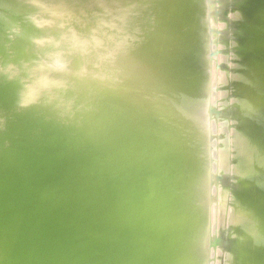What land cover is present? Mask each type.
Instances as JSON below:
<instances>
[{
  "label": "bare ground",
  "instance_id": "obj_1",
  "mask_svg": "<svg viewBox=\"0 0 264 264\" xmlns=\"http://www.w3.org/2000/svg\"><path fill=\"white\" fill-rule=\"evenodd\" d=\"M200 1L202 2L203 0H200ZM236 1L237 0H235V2ZM6 2H14L15 3V6H13L8 11V13H10L11 16H13L15 18H12L11 19L10 16L9 17L7 16L8 17L7 18V22H9L8 20L10 18L11 19L10 20L11 21V24L13 23L12 21H15L16 22L15 25L18 22H19L18 25L19 24L20 25L22 24L21 27H19L17 25L18 28H22V26L25 27L26 26V23L24 22V19H23V16H24L25 12L26 11H33V12H35V8H33L34 6H32V4H29L31 2V0L30 1L29 0H13V1L12 0H0V7L3 6L4 5L3 3H6ZM201 2H199L198 0H140V3H142V5H143V8L141 10L148 9V11L146 13H144L142 16H140L139 18H136V19H140V20H136V19L134 20V26H135V28L142 29L145 26L148 27V25H149V26H151V28H153L157 32V34L155 32V34H156V37L155 38L158 37L157 39H154L155 41H153V39H152V41H149L151 39V37H149V40L148 39L145 40V38H144L145 41H148L147 42L148 44H144V45L142 44V45L138 46L139 48L136 47V49L134 48V50H133L132 56H133V60H134V62L136 64V66H137L138 74H139V84H138V87L141 88L143 86V84H149L151 82L152 86L154 87L153 89L156 91V93H159L161 95L160 96L158 94L161 98L158 97V95L156 94L157 97H155L154 99H152V101H151V99H148V100H150V103L149 102L148 103L151 105V102H152V105L154 106V103L158 102L157 99L160 98V100H161L162 99V96L166 98V103H163L162 102V101L165 100V98H163V100L159 101L160 104H161V102L163 103L162 104L163 106L160 105L159 102H158L156 104H158L159 106L155 104V106L152 107V105L150 106L149 104H147V101H146V103H144V101L146 99L140 100L141 99L140 96H138L139 99H136L137 101L138 100H140V101L135 102L136 100H134V99H135V97L137 98V94L136 95L133 94V96H131L127 101H124L125 102V105L122 102V105H124L123 106V109H125V107L127 106L126 107L127 109L124 110L125 114H126L127 110H128V113L131 112L130 114L125 115L127 117L129 115H130V117H133V115H131L132 114V111H133V114H136V113H139L140 112L138 110H141V108H142V113H143V110L146 108L145 109V113H143V114H146V115H148L147 114V113H149L148 111H152V109H153L152 112H154V113H150L152 115H150V116L148 115V118H150L151 116H153V117L155 116L156 117V119H155V117L154 118L151 117L149 119V121L150 120L152 121V122L150 121L149 123L150 124L152 123V125H154V127H152L150 125V127H152V128L149 129L146 132L145 131L141 132L140 130L139 131H136V129H134V125L132 127L131 123L129 122L130 120L132 121V118L129 119L130 117H128L129 120L126 118L125 121L128 122V124H126V131H127L128 137L135 144V147H136L137 152L139 154L140 152H143L146 149V147H145L146 145H148L147 147H149V144L148 143L151 142L152 140H154V141H152L153 145L156 146L157 145V142L160 143V140L162 141L165 138L164 137L165 135L167 137L168 135L163 130L166 131V129H169V128L171 129L172 128L173 130L171 129L172 131L171 130H169V131L173 132L175 130V127L174 126L177 127L178 124H180V126L177 127L180 130V128L183 127L182 126L183 122H184L185 126L187 125L185 127V128H187V129H185V131H186L187 134L184 133V130H183L184 127H183L182 128V132L183 133L181 131L177 130V131H179V132H176L177 135H175V136L172 135L171 136V133L168 132L170 134L169 137L171 138V140H170L169 137H167V138L164 139V140H167L168 139V141L170 142L169 144L167 143L168 144L167 145L168 147L171 144V146L174 145L172 148H174L176 146L175 149H171L170 147L168 148L166 146V148H168V149H165V150H162L161 149L160 150L159 147H157L159 145V143L156 146L158 148V150L156 151L157 153L159 152V150H160L159 153H161L162 151H164L163 156H165L167 154L166 152L168 151L169 152L168 154H171V153L173 154V157H174V160H175V161L172 160L173 157H171V155H168L167 154L168 156L171 157V159H169V158L166 159V156L167 155L165 156V159L164 158L162 159V156H161V159L163 161L164 160L165 161L167 160L166 162H168V161L169 162L172 161V163L173 162L174 163L176 162L175 163L176 165H173L174 163L173 164L172 163L170 164L169 162H168V164L166 163L168 166L169 165H171V167L174 166V169L171 168L172 171L168 170L170 168H168V169H165L166 167L164 168L165 170H168L169 172H171V173L168 172L169 176H174L175 177L174 180L172 179L173 182H172L171 179H170V181H171L170 182L168 180L169 179L168 176L167 177L164 176L165 181L168 178L167 180H168V182L171 183V185H169V183H167V181H166V183H167L168 186L165 185V181H164L163 182L164 184H162V186L165 185L164 187H165L166 190H168L169 188L170 189L173 188V189H171L172 192L170 190H168V192H171L170 195H172L174 189H176V188H178V189L180 188L181 189L182 185L186 184L188 182L187 180H189V179H190L189 181H191V180L192 181L190 182L189 185L186 184V189L187 188L189 189L190 187H187V186L192 185L193 184L192 182L194 181V186H196V187H194V191H196V192L193 193V196H195L194 194L197 195L198 194L197 192H199V194L201 192L202 193L204 192V194H205V191L203 189H204V187L206 188V185H204V184H206V182H205V174H204V171L200 167L201 165H200V161H199V159L201 157V151H200V148L199 147L201 146L202 137L204 136V134H203L204 133L203 132V126L201 128L202 129L201 130V138L199 136L200 133H198L197 138L199 140L194 145H193V140H194V138H193V128L195 126H197V128H198V124H197L198 123V120H199L198 117L200 118V113H201V112H199L200 108H198V107H200L201 105H204V104H201V103H205L206 104L205 101L207 100V98H204V97H206L207 94L206 95L204 94L205 96L203 95V92H205V91H203V89H206V88H203V87H208L209 88V85H207V82L208 81H206L207 77H205V79H204V75L207 72H209V71L208 70H207V72L205 71L206 68H208L207 67L208 65H206V63H207L206 61L207 60L203 59L204 62H205V64H204L201 56H204L202 54H204L205 51L208 49V47L206 49L204 48L205 46H207L206 44H208V43L204 42L202 40V38L199 36L201 33H198V35L196 37L192 38V39L190 38L191 36L188 37L191 34L190 31H191L192 28L199 30L203 26L202 23H205V21L201 22L202 20H205V19H202L201 20V16H202V12L205 11V10H207V8L205 7L207 5V3L204 0L203 2H204V4L206 3V5L204 6L203 5V2H202V6H201ZM248 2H251V3L249 5H247L245 3H244L245 5L244 4L242 5V3H241V5H239L237 2L236 3L240 7V8L238 7L239 10L242 9L241 8L242 6H246L247 5L245 7V9H247V12L246 13H248V10H254V8L255 9L257 8L258 10H260L261 15H264V0H253V1H251V0L249 1L248 0ZM248 2L246 1V3H248ZM203 6L206 9H204ZM243 9H244V7H243ZM245 9L244 10H240V11L244 13L245 12ZM1 15H0V29L3 27V29L5 28L6 30H8L6 26L8 24L9 25H11V24L10 23H7L5 21L6 20L5 19L6 18L5 17L6 15H3L5 18L3 16H1ZM174 17L178 18V21L177 22H175L177 19H173ZM236 17H238V16H236ZM242 17H244V15H242ZM242 17H240V20L242 19ZM249 17H251L250 14H249ZM167 18H169L168 20L172 19V21H170L168 23V21H165V20H167ZM202 18H204V17L202 16ZM262 18L264 20V16H262ZM162 20L165 21V23L164 24L163 23L159 24V22L160 21L162 22ZM138 21L141 22L142 24L141 23L139 24ZM216 22H217V20H216ZM14 26H13V28L16 27V26L15 27ZM13 28L10 27L9 29H12V32H13ZM148 30L151 31V32H149L150 34L152 33V31L154 32V30H151L149 28L147 29V31ZM1 31L3 32L4 30H1ZM15 31H16V28H15ZM232 31L233 30H231L230 32L234 34V32H232ZM5 32H7V31H5ZM166 32L168 34H169V32L172 33L175 36V38L173 37V39H175V40H173L172 37H170L172 34H169L170 36H168ZM9 33H10V35H12L11 31ZM15 33H16L15 36L12 35L13 37H15V39H13L14 41H12V38H10V35H8V37L10 38L11 41L9 39H7L8 37L6 39H4L3 37L0 36L1 38L4 39L5 42L9 40L12 43L10 45L11 47L9 49H10V52L12 50L13 51L12 53H14V58H13L14 60L11 59L12 57L10 59H8L9 58L8 57L7 59L9 61L10 60H13L12 61L13 63L12 62L11 63H12V65L14 64V69L15 70L12 69L13 67H10L12 65H8L7 63L5 64L4 59H6V58L2 59L0 57V60L4 61L3 64L1 63L0 66H2L4 68L3 65H7V68L4 69V71H6V73H5L6 75H8V74L13 75L16 71H18L19 68H20L21 61H27V60H33L34 61V60H37L36 58H39L38 57V54L44 48L47 47V46L46 47L37 46L31 38H29V37H20L21 35L18 36L17 35V32H15ZM206 34H207V30H206L205 35ZM1 35L3 36V34H1ZM4 36L6 37V35H4ZM22 36H26V35H22ZM206 36H205V38H208ZM167 37L172 39V41L170 42L171 44L168 43L170 41V39H168ZM234 37H233V41H231V42L232 43H239V44H235L236 46L238 45L239 48L236 49L235 48L236 46H234L233 44H231V45H233L232 46L233 49H236V50H238L237 52H239V51L242 50V48H241V50H239L240 47H244V50H245L244 53L246 54V53L249 52L248 56H246L247 54L246 55L243 54L242 55L243 57H240L241 58V61H242V58H244V55H245L246 57L244 58V60H247V61H245V62L243 61L244 62L243 63V62H241L239 60V63H243V64H242L241 67L239 65V67L241 68L240 69L241 71L238 72L239 74L236 77V79L239 81L238 82V85L241 86V88H242V90L241 89L240 90L243 91V89H244L245 91H243V92H245V94L247 93L246 96L244 95L243 100H245L244 98L248 97L249 95L250 96L248 98H251V96H253V97L254 96L255 97L257 96V98H258V100L256 102H255L256 99H254V102H252V99L253 98L251 99V101H250V99L248 100L246 98V102L247 101H250L252 104H250L249 102H248V104L246 102L245 103L243 102V103L246 104L247 106L255 105V103L257 104V106L259 105V107H261V109L259 110V107H257L258 109L255 110V113H256V111L257 112H259L261 110L264 111V94H260L259 93V91H263L264 90V42L263 43H258V45H257L258 46V49H257L258 52L256 53V55H252L251 54V51H250V48L245 47V46H247L246 41H245V43H246L245 44L244 42H242V40L244 41V39H242V40L240 39V41H241L240 42V41H238V39H236ZM1 38H0V40H1ZM205 38H203V39H205ZM226 39H228V38H226ZM234 39H236L237 41H235ZM199 40L201 41V44L203 42L206 43V44H204V47H202V50H201V47L199 46V43H200ZM206 41H208V40H206ZM1 42L2 41H0V43ZM5 42H2V43L4 44ZM2 43H1L0 47L2 46ZM173 43H175L174 44L175 47L173 46ZM243 43L245 45L244 46L243 45L240 46V44H243ZM167 44L173 46V49H172V47L170 49V47L168 46V52H167ZM231 45L229 46V48H231ZM4 46H5V44H4ZM227 46H228V44H227ZM193 47H195L194 50H193ZM203 48H204V53L201 54L200 52L201 51L203 52ZM245 48H247L248 50H246ZM169 49L171 51H169ZM3 50L5 52H7V53L9 52V51H7L5 49H2L1 51H3ZM4 51H3V53H4ZM10 52L7 54V56H11L12 53H10ZM240 53L241 52H239V54ZM4 56H5V54H4ZM4 56L2 54V57H4ZM253 56H255L257 59H255ZM203 58H206V57H203ZM7 59H6V62L8 61ZM161 61H162V64L160 63ZM229 64H230V62H229ZM203 66L205 67L203 69L204 70V73L206 72L205 74H203V71H202V67ZM3 68H0V70L3 69ZM2 71L3 70H1L0 72L2 73ZM1 73H0V75H1V77H0L1 78L0 79V109H2V110H0L1 111L0 113H1V115H3V117L0 116V125H1L0 126V150H1V146H3V145L6 147V149H9L7 147L10 146L8 144V142L10 143V138H14V139L15 138H18V140H16V139L15 140L18 141V142H20V139L24 141V139L21 138L22 136H24L25 137V141H27V143L25 141L24 142L22 141L23 143L22 142L21 143L24 144V145H27V146H25L26 149L23 148L22 146H21V148L24 149V151L25 150L28 151L29 153L22 152L21 149H20L21 150L20 151L18 149V146H14V147H17V149H18L17 151H19V153H20V154L18 153L19 155L17 154V152H16L17 155H14V153H13V155H10L9 154L11 151L15 152L16 148L12 149L13 147H11L12 150L11 149L9 150V153H8L9 156H8V154L6 152H4V154H6V156L5 157H2L4 155H3L2 152H0V153H2V155H1L2 159H0L2 161H0V164L3 163V165L1 164L2 166H0L2 168V170H0V192H3V191L5 192V193L3 192L2 195H0V201L3 200V198H1L2 196H4V199H5V197L7 195V192H8L9 197H10V195L12 193H14L15 194V197H16V199H14L15 197L14 198L10 197L11 199H9V201L10 200L12 201V199H13V202L10 201V203L8 205L6 203H3L4 205L2 203H0V236H1V234L3 232L6 233V231H3V230H6V228H7V226H6L7 224L6 223L8 221H11V220H9L11 218L10 216H12V217L14 216L12 218V220L15 219L13 221L14 224L12 223V221H11L12 224L10 223L12 226H10L8 224V226L11 227L10 230L8 231V232H10V239H8V240L6 239V241L0 242V264H35L37 261H40L42 259L44 260L43 261V264H58V263L63 264V263H65L64 261H68L69 264H77V262H76L77 260L75 258H76V256H77L78 253H76V252H80L78 254V255H80L82 252H84L85 248L90 249V248L96 246L97 243L95 244V242L99 241V238L96 237L98 235L97 231L98 232L100 231L97 228L100 229V228H103L105 226V223H104V220L105 219H106V221H108L107 218H106L107 212H105V211H106L107 208H109L108 207V204L109 203L106 204L107 201L109 200V198H106V197L108 196V194H109V197L110 198L112 196H111L110 193H108V192H110L109 190H107L108 192L107 191L104 192V193H106V195L103 194L105 197H103V195H102L103 192L100 194V192L98 191V189L104 183H102L103 181L101 182L99 179H101L100 177L103 176V178H104L107 175V177H108L107 179H109L108 181H110L112 183V178L110 180L109 177L112 176L113 174L111 175L110 170L107 171V170L102 169L103 166L106 165L105 164L106 162L104 163L103 162V159L98 154L93 153V152H90V151L84 149L82 146H80L77 143V141L74 138H72L65 129H63L60 126H57V124L54 121H52L49 117H48V119H47V117H45L47 119L46 120L47 122L45 123V126H44V129L43 130L41 129V127H37V128L40 129V131L44 134L43 136H46L47 134H49L48 132L51 131L52 129H54L55 131L58 130L60 132V135H61L60 136V139L63 138L65 135L68 136L69 137V138L67 137L68 140L69 139L71 140V141H69V143L72 142V144L67 143V146H69V145L71 147L73 146V149L75 148V152L77 150L76 153L78 155H75L76 156L75 158H77L76 159L77 161L75 162V160H74L75 158H71L72 156L74 157V154H76V153L73 152V150L70 151L73 154V155L71 154L72 156L70 158L68 156L69 153L68 154L67 153L65 154L66 158L64 157V154H63V153H65V150L64 149L67 146H64V142H63L64 140H62V141L60 140L62 142V144L59 143L58 141H56V139H58V136L59 135L57 136V138H55V139L52 138L51 139V140H53V142L55 141V143H53L51 141L53 144H49L50 147L47 148V150H44L45 149L44 148V149H41L42 150L41 151L40 148L41 147L42 148L43 147H46V144L44 143L45 144L44 145L42 143L43 146H40V143L42 141L45 142L44 140H46V138L44 137V139L41 142L39 141L40 143L38 142V140L35 142V140H36V138L34 139L35 136H32L31 133H30V132H32L31 129H33L34 131L37 129L36 126H33V124H34L33 121H35L33 119V117H32L35 114L33 112V109H30V108H22V107L19 106L17 92H16L15 89H12L13 87L12 88L10 87V84H12V82L9 79H7V76L5 74L4 75L6 77H4V75H2L3 73L2 74ZM205 81H206V85L207 86H205V84H204ZM240 82H241V84H239ZM207 93H208V91H207ZM200 96H201V98H200ZM202 98H204V99H202ZM198 99H200V102H201V99H202L203 102H201V103L198 102ZM131 100L134 101L135 103H138V105L142 101L143 104L141 103L140 105H143L144 107L143 106H138V105L135 104L132 107L133 110L131 111L130 109H132V108H130V107L133 104L131 102ZM243 100H241V101H243ZM126 103H128V104H126ZM146 105H148V106H146ZM198 105H200V106H198ZM246 105H245V107H246ZM136 106L138 107V109H137ZM242 106L243 105L240 106V109H241ZM134 107H136V108L134 109ZM148 107H150V110L147 109ZM205 108L206 107H202L201 108V110H204L202 112H205ZM253 108H255V106ZM253 108H252V110H254ZM129 110H130V112H129ZM146 110H148V111H146ZM2 111H3V113H2ZM18 112H19L20 115H21V112H22L23 115H21V116L19 115L18 116ZM134 112H136V113H134ZM246 113H250V111H247ZM259 113H261V112H259ZM242 114L244 115V113H242ZM262 114H264V113H261V115ZM249 115L250 114H248V116ZM5 116H7L6 118H8V116H9V118L12 117V119L9 120L10 121L8 123L9 125L7 124L8 125L7 126L5 124L8 127V129H7V127L6 128L4 127V123L2 121V118L4 119ZM248 116L246 114V116L244 118H246ZM145 118H147V117H145ZM152 118H153L154 121L152 120ZM258 119L259 120H262V123L263 124L260 123V122H258L257 121ZM244 120H248L249 121V119H247V118L244 119ZM244 120H242V121L244 122ZM4 122L7 123V120L4 121ZM154 122H155V124H153ZM249 123L251 124L250 125V129L248 131L240 130L239 134L237 135V137L239 136V138H240L239 140L241 142V148H245V150H244V152L242 151L243 153L242 152L240 153L242 155H239V156H241L240 157V159H241L240 162L237 165L235 164L237 166V168L240 169V171H242L243 173H248V174L250 172L251 166H254V168H256V169H258V168H264V140H263L264 139V135L262 136L263 139L261 138L262 141H260L259 144H257V142L254 141V138L257 137L256 136L257 130H262L263 131L262 133H264V117H262V119L258 117V118H256V121L255 120H251V121H249ZM4 128L7 129V130H4ZM243 128L246 130V125H244ZM40 131H39V133H40ZM33 132H32V134H34ZM37 132L38 131H36L35 133H37ZM180 132L182 134H179ZM198 132H199V129H198ZM243 132L246 133L245 136L243 135ZM154 133L155 134H158L159 133L160 136L159 135L158 136L160 138H162V137H164V138L163 139H160V138L158 139L157 138V140H156V138L154 139V137H155V134ZM152 134L154 135L153 139L151 138L153 136ZM50 135H52V132H51ZM52 136H55V135H52ZM149 136H151V137H149ZM7 138H9V141L7 142L8 145L5 144L6 142L4 143V141H6ZM41 138H43L42 135H41ZM150 139H151V141H150ZM15 140H12V141L15 142ZM148 140H149V142H148ZM164 140L162 141L163 143H164ZM33 141L35 142V144L36 143L39 144L40 148H39L38 145H37L38 148H37V146H36V148L41 151L40 154H38L39 151L34 148L35 145L33 144ZM66 141H67V139H66ZM168 141H166V142H168ZM176 142H177V145H176ZM180 142L182 143V145L179 144ZM183 142L184 143L187 142V143H185V145H184ZM237 142L239 143V141H237ZM21 143L18 144L16 142L14 144L15 145L16 144L20 145ZM48 143H50V142L47 140V144ZM161 143L159 145L160 148L164 147ZM14 144H12V146ZM164 144H166V143H164ZM178 144L180 145L179 146L180 147L179 149H177ZM65 145H66V143H65ZM161 145H162V147H161ZM71 147L69 148L70 150L72 149ZM144 147H145V149H144ZM156 147H152V151H154L155 149H157ZM236 147H237V145H236ZM36 150L38 151L37 157L35 155L36 152H34ZM67 150H68V147H67ZM1 151H3V150H1ZM6 151L8 152V150H6ZM152 151H151V153H153ZM33 152H34V154H30V153H33ZM66 152H69V150L66 151ZM156 152L153 155H156ZM21 153L23 155H21ZM147 153L148 154H151L149 152H147ZM250 153H252L253 160H252L251 163L248 164V163H245L243 161V159H245L246 155L247 154H250ZM33 155H34V157H33ZM161 155H162V153H161ZM16 156L18 157L17 159H16ZM20 156H22V157H20ZM67 156H68V159H67ZM142 157H143V154H142ZM146 157H147V155H146ZM26 158H30L31 161L34 160L33 161V164H31L32 162L29 160L31 162L29 164L30 166H28L29 169L26 167L27 166L26 164H28V163H26V164L24 163V160ZM147 158L150 159L149 160L150 162L148 161V159L145 160V158L144 159L143 158L142 159H139L140 160L138 162V165H140L139 166V170H140V167L143 166L142 164H139V163H142V162L144 163L146 161L149 162V163H151L154 160V158L151 159V157L150 158L147 157ZM158 158L160 159V156ZM19 159H21V161L23 160L22 163L25 164V168H24V166H22V167L24 169H22L20 167L21 165L18 164ZM69 159L71 161L72 160H74V161L69 162ZM161 159H160V161H162ZM66 160H68V161H66ZM178 160H181V161H179L180 163L177 162ZM157 161H158V159H157ZM25 162H28V161L25 160ZM77 162H79L80 166L83 167V168L81 167L82 168V171L85 172V173L81 172V168L79 167L80 170H79V168H78V170L81 172L80 175H82V173H83L84 176L82 175V177H85V179H86V181L88 183L91 180L92 181L91 182V186H92V184L95 183V181H94L95 180L94 179L95 176L98 178V176L96 175L97 174L96 172L98 171V175L101 172V171H99V169H102V172L106 171V173L108 172V174H109L108 175V174H106L104 172L106 175L104 173H103L102 176L100 175L99 178H98L99 181L96 178L97 184L101 182L100 184H98L100 187H98L96 185V183H95V185L98 187V188H95V189L97 190V192H99L97 198H99L100 200L105 198V199H107L106 201L105 200L99 201L98 199L96 200V198H94L95 197L94 195H96L97 193H94L93 190H91V193L93 192L92 195L94 196V197H92V195L88 194L89 192L87 190H85L86 188H83L85 186H83V187L81 186L82 189H83V193L85 191L87 193V194L84 193L85 196L86 195L87 196L90 195L92 198L95 199V201H93L94 199L92 200L93 201V204H90V207H92L97 202L98 204L96 203L94 205L95 207L97 205V207H96V209H97L102 204L103 201H104L103 206H105V207L107 206V208H105V207L103 208L102 205H101V208L99 207L97 209L98 211L100 210L101 212L104 211V210H101L102 208L105 209V211L102 213L104 215H101L100 213H98L96 211V209H95L96 212L94 213V210H93L94 207H92L93 208L92 211H89L88 212L89 213V215H88L89 216V220L88 221H90V222L93 221L94 222L95 221L94 220V215L98 213V216L99 217H97L96 219L99 218V221H100L101 218H102L101 222H102V225L104 223V226H102L101 224H99V226L96 228L97 231L95 232L96 234H94L96 236L93 237V238H97V240H93V238L91 239L90 233L89 234L87 233L88 234L87 237L90 236L89 237L90 238V241L91 240L94 241L93 244H92L93 241H91V242L89 241L90 244H92V245L95 244V245L94 246H90V248H89L88 245H90V244L86 242L88 247L82 245V246L85 247V248L82 247V248H84L82 250V252H81V250H79L80 249L79 247H81V244L85 243L84 240H86V239H84V238H85L86 235L84 234L85 235L84 236L83 233H86V231H87V230L84 231V229L82 228V225L85 226V227L88 226V229L89 228L92 229V230L94 229L93 231H95V228L94 227L98 223L96 222L97 224L94 225L93 228H91V226L89 227L90 222L87 221L88 216H87V218L85 216L87 215V211H88V209L90 207L87 206L88 209H84L85 207H83L82 209H84V210H82L81 209L82 205L83 206L84 205L86 206V203H84L85 200H83V203L81 202L82 199L80 200V202H81L82 205H79L80 206V209H81L79 211H81L83 214H84V212H86L85 213L86 215H83L84 217L82 218L81 217L82 215H80L81 214V212H80V214H78V216L80 215L81 222H83L85 220L84 222H87V223H84L83 222L82 224H80L81 226H79V224H78L79 221H78L77 224H78L79 228H77L76 227V222H74V221L80 220V218L77 217V215H76V217L78 219L77 218H75V219H77V220H75V219L70 220L69 219L70 214L68 213V215H66L67 211L64 214V211L67 208L63 209L62 206L63 205H65V206L68 205L69 206L71 204L70 201H73V199L71 197V195L73 194L72 191L74 190V194L72 195L73 198L75 196L77 197V195H75L76 189L79 188L81 184L84 185L83 183H85V185L88 184L87 182H83L84 179H82V177H80L78 175V172H76L77 175H78L77 178L78 177L79 178L77 179L75 177V175H76L75 174L73 181L76 183L75 178H76L77 181L80 180V185H79V182H78V185L79 186L77 185L78 187L76 186L77 183L75 185L72 183V185H74L76 187L73 186L74 189L73 190L71 189V192H68V193L66 192L67 191V189H66L67 186H65V182H67V181H65V179H66V176H65L66 170L69 167H72V165L69 166L70 164L76 163L74 165L77 167V164H78ZM147 162H146L147 165L145 164L146 166H149V165L151 166V164L153 163L152 162L151 164H148ZM161 164H165V162L164 163L162 162ZM18 165H20L19 168H16V167H18ZM100 165H102V168H99L98 169V167ZM152 165H153V167L156 166V165H154V163ZM93 166L94 167H97L98 170L96 171V169ZM107 166H104V167L106 168ZM160 166H162V165H160ZM143 167H142V169H143ZM26 168H27V171L25 170ZM84 168H85V170H83ZM93 168L96 171L94 177H93V175L91 176V174H93V172H92L94 170ZM144 168L147 170L146 167H144ZM151 168H152V166L150 168L148 167V170L151 171V172L153 170V172H154V169L153 168L151 169ZM160 168H159V170H160ZM18 169L19 170L20 169L21 170H24L25 172H23V171L19 172ZM161 169H162V173H163L164 172L163 171V168H161ZM78 170H77V168L75 169V171H78ZM63 171L65 173H63ZM141 171L142 170H140V173H141ZM143 171L145 172L144 169H143ZM151 172H149V175H150ZM160 172H161V170H160ZM38 173H40L39 175H41L42 173H44L45 175L47 174V176H50V177H47V176L44 177V176H42V177H44V181L45 182H42L41 180H43V179L40 178L41 176H39V178L41 179V180L39 179L41 181V182L39 181V183H42V184L46 185V188H45V186L40 185L39 183H37L38 182V180H37L38 177H36V176L38 175ZM62 173L64 174L63 176H65V179L64 180H63V178L62 179L60 178V176H62L60 174H62ZM164 173L167 174L166 171ZM100 174H102V173H100ZM144 174L147 177H151V176H148V173H146V172ZM153 174L154 173H151V175H153ZM248 174H244V175L245 176H248ZM141 175H143V174H141ZM180 175L183 176V177H181ZM90 176L93 177V178H91ZM162 176H161V178H163ZM80 178L83 180L82 181L83 183H81V179ZM87 178L88 179L90 178L89 181L87 180ZM154 178H155V176L154 177L152 176V179H154ZM161 178H159V180ZM164 178H163V180H164ZM170 178H172V177H170ZM103 180L105 181L106 178L103 179ZM154 180H158V179H154ZM106 181H105V183H106ZM161 182L162 181L159 182L160 185H161ZM111 183H109V182L106 183L107 184L106 185V188L108 189L110 187L109 189L112 192V189H111V186L112 185H111ZM245 183H246V185H245ZM245 183H244L245 187L243 189V192H245V196L247 197V199L243 201V203H244L243 206H242L243 207V210L242 209H238V208L237 209L241 211L240 213H242V217L239 218L240 221H244V222H248L249 221L250 222V221H252V219L254 220V216L256 217V215H258L259 213H261V214L264 213V183L263 182H261V183H256L255 182L253 184V182H251V181H246ZM49 185L52 186L51 187L52 189L49 188ZM66 185H68V183ZM108 185H110V186L108 187ZM254 185H256L257 187L254 186ZM63 186H65V189L66 190L65 189L62 190V187ZM43 187L46 190L43 189ZM47 187H48V191H47ZM93 187H95V186H92V188ZM183 187H185V186H183ZM53 188L55 189L54 192H53V190H54ZM87 188H88V190L89 189H92V188H89L88 186H87ZM104 188L105 187H103L102 190ZM50 189H51V191H50ZM178 189H177V192H178ZM190 189H192V188H190ZM41 190H42V192H41ZM96 190H94V191L96 192ZM102 190H100V191H102ZM182 190H183V192L185 191V189H181V193H182ZM188 191H190V190H188ZM64 192H66V193H64ZM76 192L78 193L79 191H76ZM177 192L176 191L174 192V195L175 196H179V194L176 195ZM42 193H46V194L44 195ZM83 193L81 191L80 194H83ZM189 193L191 194L192 191H190V192L187 193V190H186V194H189ZM4 194H6V195H4ZM14 194H12V195L14 196ZM66 194H70V195H66ZM80 194H78V197L79 198H74V199L75 200L76 199L79 200L81 198L80 196H82V197L84 196V195H80ZM182 194H180V195L182 196ZM186 194L184 193L185 196H186ZM101 195H102L103 198H101ZM174 195L171 198L175 200L176 197ZM28 196L29 197L31 196V197L27 199ZM64 196H67V197L70 196V201L68 199L66 200V201H69L70 204L68 202H66L68 204H62V203L65 202V199L63 198ZM85 196H84V199H87L88 197H90V196H88V197H85ZM181 196H179V197L181 198ZM185 196H182V197H185ZM9 197H7L6 199H8ZM179 197H177L176 199L178 200ZM60 198H63L61 200H63L64 202L61 201L62 202L61 203L60 200H59ZM189 198H187L188 201L191 200ZM49 199L54 200V201H52V203H51V200H49ZM90 199L91 198H89L88 201L86 200V202L91 201ZM185 199L183 200V203L186 202ZM28 200H31V202H32V203H30V205H29V203H25V202H28ZM48 200L50 202H48ZM56 200H57V202H56L57 205L55 203H53ZM78 200L76 201L77 204L79 202ZM111 200H110V202H111ZM195 200L193 198V203H195V202L197 203L198 202V201H195ZM197 200H199V199H197ZM3 201H6L7 202V200H3ZM179 201H181V200H179ZM188 201H187V207H189V205H188L189 202ZM42 202L43 203L46 202V204H44L45 206L47 204H49V205L51 204L49 207H51L53 205L54 207L52 208V210H55L56 206L59 207V210L62 211L61 213H63V216L66 215L68 220L64 218L65 219V221H64L63 218H62V221L64 222V224L63 223H60V221L59 222L58 221L55 222V219L58 220L61 217H63V216H60V213H58V211H59V210H57L58 208H56V210H57V212H56L57 214L56 215H55V213L52 214V212L50 211L51 214H52L51 215L52 217L55 218V216L56 217L59 216V218L53 219V218H51V216L49 217L48 214L50 212L49 211H46L44 209L45 206L43 205ZM58 202H60V203H58ZM80 202H79V204H80ZM100 202H101V204H100ZM175 202H176V200L174 201V203ZM178 202H176L177 204L175 203L173 205H177L178 206ZM201 203L202 202L200 201V205H201ZM25 204L27 205V207H29V209L31 208V210H28V211H32V213L30 212V215H28L29 212L28 211H25V209H24V208L28 209L25 206ZM59 204H62V205L60 206ZM72 204H74V202ZM180 204L181 203H179V205ZM181 205H180V207L179 206L178 207L181 208ZM185 205H186V203H185ZM42 206H44V207H42ZM109 206H111V205L109 204ZM171 206H172V202H171ZM198 206L199 205H197V207ZM49 207L47 206V208H49ZM182 207H184V205ZM192 207H194V205L191 206V208ZM236 207H238V206H236ZM110 208L111 209H109V211L111 210V212H112V207H110ZM175 208H176V210L178 209L177 207H174V209ZM191 208H188V209L190 210ZM182 209L183 208H181V210ZM184 209H187V208L184 207ZM188 209H187V211H188ZM198 209H199L197 211L198 215H195V214L194 215H191L192 213L190 212L189 217L186 216V215L185 216L183 215L185 213L188 215V213L185 212L186 210H184V213L183 214L180 212L181 210L180 211L177 210L176 212L174 211L173 212V215H171V220L161 226L162 227V232L159 233V237L158 238H157V236H158L157 235V232H158L157 230L156 231H152V232L141 233L140 235H138L136 237H126L125 235L117 232L118 233V237H117V240H116V246L117 247H115L116 250L115 249L114 250L115 251H120V250H122L120 248L122 246H124V245H126L127 249L128 248H131V247H133L135 245V246H138V247H140L141 249H143L145 251H150L151 253H153L154 257L157 258L158 264H204V259H205V254H206V252L204 250V244H205L204 241H205L206 237L203 234V230H201L200 228L202 227L201 224L203 223V220L205 219V217L203 215L204 213L201 211V207H199ZM89 210H91V208ZM91 212L94 213V215L92 213V215H93L92 218L93 219L91 218L92 215L90 216V213ZM111 212H109L107 216L111 217L110 216ZM236 212H237V210H236ZM193 213H195V212H193ZM11 214H13V215H11ZM99 214L102 216L101 218H100V215ZM6 215H10V216H8L9 218L6 217ZM234 215H236V214H234ZM95 216H97V215H95ZM103 216L105 217L104 220H103ZM109 217H108V219H110ZM236 217H234V218H236ZM5 218H8V221ZM90 218H91V220H90ZM46 219H50V220L53 219L55 225L58 226L57 223L58 224L60 223L61 224V227L63 225L65 226V222H68L70 220V222L71 221L74 222L73 224H75V225H73V226H75V227H71L70 226V225H72V223L70 225H68L70 222L69 223H66L70 227L67 226L69 229H66V231L63 232L65 230V227H66V226L65 227L63 226V228H62V232L63 233H62V232H59L60 231V228L57 227L58 228L57 229L55 227L57 229V230H55L54 227H53L55 225H53V226L50 225V224H53V223H50V222H53V221H50L49 220V222H47V223H50L49 224L50 226L47 227V225H45V224H46V221H48V220H46ZM82 219H84V220H82ZM91 224H93V223H91ZM109 224H110V221H108V225L106 224V226L104 228L108 227ZM100 225H101V227H100ZM72 228H76L75 231H74V233H73V234H75V240L73 238H71L72 235H71V237L69 235V233L71 232L70 229H72ZM108 228H110V227H108ZM8 229L9 228H7V230ZM86 229H87V227H86ZM67 230H69L70 232L67 231ZM104 230L106 232H108L106 229H104ZM102 231H103V229L101 230V232ZM113 231L115 232V230H112L111 233ZM242 231H243V229H240L238 235H242V234H240ZM89 232H91V231H89ZM106 232L103 233V234H105V236H107V234H108ZM111 233H109V234H111ZM103 234H100V235L103 236ZM115 234H116V232H115ZM100 235L98 237H100ZM69 237L71 239H73V240H71ZM109 237H112V239H114V238L116 239V236L114 237L113 235H110ZM66 238L67 239L69 238L70 239L69 241H72V242L67 241ZM89 238H87V240ZM50 239H51V246L53 248L56 247V244L57 245H60V246H57V250L58 251H59V249H61L63 247V245L66 242L68 244L71 243V244H69V245H71V248H70L69 245L66 244V246H69V248L71 250L67 249L68 251L66 252L65 249L68 248V247H66L64 245V250L65 251H63V253H62L61 252V250L63 249L62 248L60 250L61 253L59 255H62L65 252L67 254H65L63 257L56 255V253L58 252L57 251L55 253V250L56 249L53 250V249H49L50 246L48 248H46L47 246H44L47 241L50 242ZM63 239H65V240H63ZM61 242H63L64 244H62ZM59 243H61V244H59ZM98 243L99 244H97V245L99 246L102 242L101 243L98 242ZM102 246H101V248L98 247V248L102 249V250H100V249L99 250L101 252L102 251L104 252V250L107 252L108 250H106V249H108V247H107L108 245L107 246L104 245L106 247L105 249H104V246H103V248H102ZM52 247H50V248H52ZM58 247H61V248L58 249ZM98 248H95L94 247V250L95 251L97 249L96 253L97 252L100 253L98 251ZM112 248H114V247L112 246L109 250H111ZM85 252H86V254H88L90 251L88 253H87V251H85ZM91 252H92L91 255L95 253V252L93 253V250ZM89 255H90V253H89ZM234 259H235V264H243V262H241V256H238L237 258H234Z\"/></svg>",
  "mask_w": 264,
  "mask_h": 264
},
{
  "label": "rangeland",
  "instance_id": "obj_2",
  "mask_svg": "<svg viewBox=\"0 0 264 264\" xmlns=\"http://www.w3.org/2000/svg\"><path fill=\"white\" fill-rule=\"evenodd\" d=\"M13 1V0H12ZM30 1V0H29ZM199 2H201L200 0H198ZM204 1V0H203ZM202 1V2H203ZM242 1V2H241ZM245 1V2H244ZM246 1L248 2V0H237L236 2L239 4V5H241V3H242V5L245 3V4H247V5H249L251 2H248V3H246ZM250 1V0H249ZM251 1H253V0H251ZM98 2H99V0H31V2L29 3V4H32V6H34L33 8H35V12H33V11H26L25 12V14H24V16H23V19H24V22L26 23V26L25 27H23L22 26V28H18L17 27V25H18V23L15 25V21H12L13 23V25L11 24V19L12 18H15V17H13V16H11V14L10 13H8V11L13 7V6H15V3L14 2H6V3H3L4 5L3 6H1L0 7V15L1 16H3V15H6L4 18L6 19H4L6 22H7V18L10 16V18H9V22H7V23H10L11 25H5L6 27H7V29L9 30H6L5 28L3 29V27L0 29V36L1 37H3L4 39H6L7 37H8V35H10V31H11V33H12V35H14L15 36V32H17V35L18 36H20V37H29V38H31L33 41H34V43L37 45V46H41V47H46V46H48V41H49V39H50V37L52 36V31H51V29L47 26V24L45 23V20L47 19V17L45 16V14L42 12V10L38 7V4H58V3H62V4H64V5H66L70 10H72L73 12H76V13H84V14H90V13H92V12H98V11H100V9L97 7V4H98ZM202 2H201V6H202ZM205 2L207 3V5H206V3L204 4V2H203V5L207 8V10H205V11H203L202 12V16L204 17V18H202V16H201V20L202 19H205V20H202L201 22H203V21H205V23H202V28L201 29H194V28H192L191 29V34L188 36V37H190L191 39L192 38H194V37H196L197 35H198V33H201L199 36L202 38V40L204 41V42H206V43H208V44H206V43H204L203 41V45L201 44V41H200V43H199V46L201 47V50H202V47H204V44H206L207 46H205L204 48L206 49L207 47H208V49L205 51V53H204V48H203V52L201 51L200 53L202 54V53H204V54H202V55H204V56H201V58H202V60L203 59H205V60H207L206 62V65H208L207 67L208 68H206V72H207V70L209 71V72H205L204 73V66L202 67V71H203V74H205L204 75V79H205V77H207V79H206V81H208L207 82V85H209V88L208 87H203V88H208L207 90L206 89H203V91H205V92H203V95L205 94H207L206 95V97H204V98H207V100L205 101L206 102V104L205 103H201V102H203L202 101V99H204V98H202L201 99V102H200V99H198V102H200L201 104H204V105H201L202 107H206L205 108V112H202V111H204V110H201V106L200 105H198V106H200V107H198V108H200V110H199V112H201L200 113V118L198 117V128H197V126H195L194 128H193V138H194V140H193V145L195 144V143H197L198 142V138H197V136H198V133H200V138H201V128H202V126H203V134H204V136L202 137V141H201V146L199 147L200 148V151H201V157H200V159H199V161H200V167H201V169L204 171V174H205V182H206V184H204V185H206V188L204 187V191H205V194H204V192L202 193L201 191V193L203 194H199V192H197L198 194L196 195V194H194L195 196H193V193H195L196 191H194V187H196V186H194V181L191 183L192 185H190V186H187V187H190V188H192V189H186V184L187 185H189L190 184V182L192 181H189V180H187L188 182L186 183V184H184V185H182V187L183 186H185V187H181V189H185V191L183 192V190H182V193H181V189L179 188H176V189H174V191H173V193H172V195H170L171 197L174 195V192L176 191L177 192V189H178V192L176 193V195H178L179 194V196H181L180 194H182V196H185L184 195V193L186 194V190H187V193L188 192H190V191H192V195L189 193V194H186V196L185 197H182L181 196V198L179 197V196H175L176 198L177 197H179V199L177 200L175 197V200H176V202H178L179 200H181V201H179L178 202V206L180 207V205L183 203V200L186 198H189L190 196V198L189 199H191V200H189L188 201V199L186 200L185 199V201L186 202H184L182 205H181V208H183L182 210H181V208H179L177 205H173V204H175L174 203V199H172L171 200V202H172V206H171V208H172V215H173V212L175 211H177V210H181L180 212L183 214L184 213V210H186L185 212H187L188 213V215L185 213V214H183L184 216L186 215V216H188L189 217V215H190V212L192 213L191 215H198V213H197V211L199 210L198 208L199 207H201V211L204 213L203 215H204V217H205V219L203 220V223L201 224V230H203V234H204V236L206 237V239H205V244H204V250H205V252H206V254H205V259H204V264H235V259L234 258H237L238 256H241V262H243V264H264V213L263 214H261V213H259L258 215H256V217L254 216V220L252 219V221H248V222H244V221H240V219L239 218H241L242 217V213H240L241 211L240 210H238V209H242L243 210V201L244 200H246L247 199V197L245 196V192H243V189H244V187H245V185H246V181H251V182H253V184L256 182V183H261V182H263L264 183V168H258V169H256V168H254V166H251V169H250V172H249V174L248 173H243L242 171H240V169H238L237 168V164L240 162V157L241 156H239V155H242V154H240L242 151L244 152V150H245V148H241V142H240V138H239V136L237 137V135L239 134V132H240V130H244V131H248L249 129H250V123H249V121H251V120H255L256 121V118H261L262 119V117H264L263 115L264 114H262L261 115V113H264V111H259V112H261V113H259V112H257L256 111V113H255V110H257L258 108L257 107H259V105L257 106V104L255 103V105H250V106H247L246 104H244L245 102H246V98L249 100L250 99V101H251V99H252V102H254V99H256L255 100V102L258 100V98H257V96L255 97H253V96H251V98H248V97H246V98H244L245 100H243V97H244V95L246 96L247 95V93L245 94V92H243V91H245L244 89H243V91H241L242 90V88H241V86H239L238 85V80L236 79V77L238 76V72H240L241 70V66H242V64L245 62V61H247V60H244V58L246 57V56H248V54H249V52L248 53H244L245 52V50H244V47H240V49L239 50H241V48H242V50L241 51H239V52H241L240 54H239V52H237L238 50H236V49H238L239 48V46L237 47L235 44H239V43H232L231 41H233V37L234 38H236V39H238V41H240V39L242 40V39H244V41L242 40V42H244L245 43V41H246V43H247V46H245V47H247V48H250V51H251V54L252 55H256V53L258 52V43H263L264 42V20H263V18H262V16H264V15H261V13H260V10H258L257 8L255 9L254 8V10H248V13H246L247 12V9H245V7L247 6H242L241 8L242 9H240V10H244L245 9V12L243 13V12H241L240 10H239V5L235 2V0H205ZM230 2V3H229ZM25 4V3H24ZM28 4V3H27ZM244 4V5H245ZM231 5V6H230ZM204 6H203V8H204ZM237 7V8H236ZM239 7V8H238ZM243 7H244V9H243ZM206 8H204V9H206ZM203 9V10H204ZM241 12H239V11ZM148 11V9H146V10H141L140 11V13H139V15L136 17V18H139L140 16H142L144 13H146ZM236 11V12H235ZM235 15H234V14ZM204 14V15H203ZM249 14L251 15V17H249ZM226 15V16H225ZM242 15H244V17H242ZM8 16V17H7ZM157 16V15H156ZM236 16H238V17H236ZM240 17H242V19L240 20ZM135 18V19H136ZM166 18V17H165ZM169 18H167V20H165V21H168V23L170 22V21H172V19H170V20H168ZM173 19H177L175 22H177L178 21V18H176V17H174ZM239 19V20H238ZM136 20H140V19H136ZM216 20H217V22H216ZM246 20V21H245ZM4 21V22H5ZM165 21H163L162 20V22L160 21L159 22V24H161V23H165ZM139 22V21H138ZM141 22H139V24H140ZM6 24V23H5ZM142 24V23H141ZM162 24V25H163ZM16 27H15V26ZM22 25V24H21ZM21 25L19 24L18 26L19 27H21ZM4 26V27H5ZM12 27L13 28V26L16 28V31H15V28H13V32H12V29H9L10 27ZM9 27V28H8ZM146 27V28H145ZM144 28H142V29H140V28H135V30H136V35H137V42H136V45H135V49H136V47H138V46H140V45H144V44H148L147 42L148 41H145L146 39H148L149 40V37H151V39L149 40V41H152V39H153V41H155L154 39H157V38H155L156 37V34H157V32L153 29V28H151V26H149L148 25V27L147 26H145ZM155 27V26H154ZM151 29V30H154V32L152 31V33L150 34L149 32H151L150 30H148L147 31V29ZM229 28V29H228ZM1 30H4L3 32L1 31ZM18 30V31H17ZM195 30V31H194ZM206 30H207V36L205 35V33H206ZM229 30V31H228ZM231 30H233L232 32H234V34L233 33H231L230 31ZM5 31H7V32H5ZM15 31V32H14ZM205 31V32H204ZM155 32H156V34H155ZM204 32V33H203ZM6 33V34H5ZM9 33V34H8ZM167 33V32H166ZM203 33V34H202ZM1 34H3V36L1 35ZM153 34V35H152ZM169 34H172V33H170L169 32ZM168 33H167V35L168 36H170ZM209 34V35H208ZM233 34V35H232ZM4 35H6V37L4 36ZM12 35H10V38H12V41H14L13 39H15V37H13ZM22 35H26V36H22ZM152 35V36H151ZM202 35V36H201ZM230 35V36H229ZM154 36V37H153ZM158 36V35H157ZM166 36V35H165ZM205 36L206 37H208V38H205ZM224 36V37H223ZM227 36V37H226ZM0 37V38H1ZM170 37H172V39H173V37L175 38V36L172 34ZM239 37V38H238ZM3 38H1V40L0 41H2V42H5L4 41V39ZM10 38L8 37L7 39H9L10 40ZM144 38H145V40H144ZM168 38V37H167ZM200 38V39H201ZM203 38H205V39H203ZM226 38H228V39H226ZM3 39V40H2ZM168 39H170V41L168 40ZM167 40L169 41L168 43L169 44H171L170 42L172 41V39L171 38H168ZM190 39V40H191ZM236 39H234L235 41H237ZM8 40V41H9ZM173 40H175V39H173ZM206 40H208V41H206ZM210 40V41H209ZM226 40V41H225ZM8 41H6L4 44H5V46H4V44L2 43V46L0 47V52L3 54V56H4V54H5V56L4 57H2V54L0 53V57L2 58V59H4V58H8V59H10L11 57V59H13L14 58V53H12L13 51L11 50V52H10V45L12 44L10 41L8 42ZM234 41V42H235ZM8 42V43H7ZM241 42V41H240ZM1 43H0V45H1ZM10 43V44H9ZM240 44V46H244L245 44ZM9 44V45H8ZM175 43H173V46L175 47V45H174ZM202 46H201V45ZM227 44H228V46H227ZM231 44H233L234 46H236L235 48L236 49H233V45H231ZM210 45V46H209ZM231 45V48H229V46ZM5 48H4V47ZM168 46L170 47V49H171V47H172V49H173V46L172 45H168L167 44V52H168ZM229 49H228V48ZM5 49V50H7V51H9L10 53H12L11 54V56H7V54L9 53H7V52H5L4 50V53H3V51H1L2 49ZM9 50H8V49ZM139 48V47H138ZM137 48V49H138ZM194 48L195 47H193V50H194ZM247 48H245L246 50H248ZM169 49V51H171ZM244 50V51H243ZM254 53V54H253ZM239 54V55H238ZM243 54H245L244 55V58H242V61H241V58L240 57H243L242 55ZM206 55V56H205ZM227 55V56H226ZM241 55V56H240ZM208 56V57H207ZM203 57H206V58H203ZM226 57V58H225ZM230 57V58H229ZM255 59H257L255 56H253ZM223 58V59H222ZM237 60H236V59ZM6 59H4V61H5V64L7 63L8 65H12V61L14 60H8L7 62H6ZM37 60H38V58H36ZM239 60L241 61V62H243V63H239ZM4 61H2V60H0V65H1V63L3 64V62ZM35 61V60H34ZM12 62V63H11ZM229 62H230V64H229ZM11 63V64H10ZM156 63V62H155ZM158 63V62H157ZM161 64H162V61L160 62ZM203 63L205 64V62H204V60H203ZM232 63V64H231ZM203 64V65H204ZM236 64V65H235ZM205 65V66H206ZM233 65V66H232ZM239 65H240V67H239ZM4 66V68L2 67V66H0V68H3V69H1V70H3L2 71V75H4L5 73H6V71H4V69H6L7 68V65H3ZM235 66V67H234ZM10 67H13L12 69L13 70H15L14 69V64L12 65V66H10ZM230 67V68H229ZM234 69H233V68ZM238 67V68H237ZM0 70V71H1ZM237 72H236V71ZM211 73V74H210ZM6 75V74H5ZM4 75V77H8V75L9 76H11L10 74H8V75H6L5 76ZM0 77H1V75H0ZM234 77V78H233ZM1 79V78H0ZM206 81L204 82V84H205V86H207L206 85ZM239 84H241V82L239 83ZM239 86V87H238ZM10 87L12 88L13 87V85L12 84H10ZM9 88V87H8ZM154 87L152 86V84H151V82L149 83V84H143V86L141 87V88H139L138 87V90L136 91V93H134V95H136L137 94V98L135 97V99L134 100H136V99H139V97L138 96H140L141 97V99L140 100H144V99H146L145 101H144V103H146V101H147V104H149L150 103V100H148V99H151V101H152V99H154L155 97H157V95L159 94V93H156V91L153 89ZM12 89H14V87L12 88ZM241 89V90H240ZM236 90V91H235ZM207 91H208V93H207ZM241 91V92H240ZM259 91V90H258ZM138 92V93H137ZM243 92V93H242ZM242 93V94H241ZM259 93L260 94H264V90L263 91H259ZM157 94V95H156ZM160 95V94H159ZM158 95V97H160ZM204 95V96H205ZM243 95V96H242ZM133 96V95H132ZM242 96V97H241ZM241 97V98H240ZM161 98V97H160ZM160 98H158L157 99V101L159 102V101H161V100H163V98H165V97H163L162 96V99L160 100ZM200 98H201V96H200ZM236 99V100H235ZM140 100H138V101H140ZM156 100V99H155ZM154 100V101H155ZM233 100V101H232ZM241 100H243V101H241ZM137 100L135 101V102H138ZM153 101V102H154ZM250 101H247L246 103L248 104V102L250 103V104H252ZM131 102L133 103L132 105H131V107L130 108H132L135 104L136 105H138V103H135L134 101H132L131 100ZM149 102V103H148ZM156 102V101H155ZM158 102H156V103H158ZM163 103H166V98H165V100L164 101H162ZM161 102V104H160V102H159V104L160 105H162L163 103ZM240 102V103H239ZM244 102V103H243ZM124 103V105H125V102H123ZM141 103H142V101H141ZM141 103H139V105L138 106H143V105H140ZM156 103H154V106H155V104ZM199 103V104H200ZM243 103V104H242ZM126 104H128V103H126ZM143 104V103H142ZM124 105H122V107L124 106ZM150 105V104H149ZM151 105H152V102H151ZM150 105V106H151ZM156 105H158V104H156ZM241 105H243L242 107H241V109H240V106ZM245 105H246V107H245ZM146 106H148V105H146ZM153 105H152V107H154ZM159 106V105H158ZM163 106V105H162ZM252 106V107H251ZM255 106V108H253ZM127 107V106H126ZM125 107V109L124 110H126L127 108ZM129 107V106H128ZM137 107V106H136ZM136 107H134V109L136 108ZM144 107V106H143ZM216 107V108H215ZM251 109H250V108ZM141 108V107H140ZM252 108L254 109V110H252ZM137 109H138V107H137ZM144 109V108H143ZM146 109V108H145ZM145 109L143 110V113H145ZM148 110H150V107H148L147 108ZM204 109V108H203ZM261 109V107H259V110ZM0 110H2V109H0ZM131 111L133 110V108L132 109H130ZM130 110H129V112H130ZM148 110H146V111H148ZM136 111V110H135ZM138 111H140L139 113H136V112H134V113H136V114H133V111H132V114L131 115H133V117H130V115L128 116V117H130L129 119H131L132 118V121L130 120L129 122L131 123V125H132V127H133V125H134V129H136V131H141V132H143V131H148L149 129H151L152 127H154V125H152V123L150 124L149 122L151 121H149V119L151 118V117H153V116H151L150 118H148V115L150 116V115H152V114H150V113H154V112H152L153 111V109H152V111H148L149 113H147L148 115H146V114H143L142 113V108H141V110H138ZM137 111V112H138ZM155 111V110H154ZM198 111V110H197ZM247 111H250V113H246ZM1 112V111H0ZM33 112L35 113L32 117H33V119L35 120V121H33L34 122V124H33V126H36V128L37 127H41V129L43 130L44 129V126H45V123L47 122L46 120L48 119V115L46 114V113H44V112H42V111H39V110H33ZM2 113H3V111H2ZM131 113V112H130ZM130 113H128V110H127V112H126V114L125 115H128V114H130ZM142 113V114H141ZM198 113V112H197ZM216 113H219V114H216ZM242 113H244V115L246 116V114H247V116H248V114H250L248 117H246L247 119H249V121L248 120H244V119H246V118H244L245 116L242 114ZM138 114V115H137ZM156 114V113H155ZM20 114H19V112H18V116H19ZM21 115H23L22 114V112H21ZM20 115V116H21ZM143 115V116H142ZM242 115V116H241ZM0 116H2L3 117V115H1V113H0ZM17 116V117H18ZM135 116V117H134ZM205 116V117H204ZM244 116V117H243ZM258 116V117H257ZM1 117V118H2ZM7 116H5L4 117V119L6 118ZM45 117H47V119L45 118ZM127 119H128V117L127 116H125ZM145 117H147V118H145ZM155 117V116H154ZM153 117V118H154ZM8 118H9V116H8ZM8 118H6L5 120L2 118V121H3V123H4V127L6 128L9 124V120H11L12 119V117H10L9 119ZM153 118H152V120H153ZM206 118V119H205ZM128 119V120H129ZM155 119H156V117H155ZM7 120V123L6 122H4V121H6ZM205 120V121H204ZM242 120H244V122L242 121ZM154 121V120H153ZM246 121V122H245ZM258 122H260V123H262V120H257ZM152 122V121H151ZM244 123V124H243ZM7 126H6V125ZM125 124H128V122H126L125 121ZM153 124H155V122L153 123ZM182 124V123H181ZM183 124H184V122H183ZM182 124V126L184 127H181L180 128V130L177 128V127H179L180 126V124H178V126L176 127V126H174L175 127V132L173 131V132H171L172 130L169 128V129H166V131L165 130H163L168 136L167 137H169V133H171V136L172 135H177V133L176 132H179V131H181L182 132V128H183V130H184V133L185 134H187L186 133V131H185V129H187V128H185L186 126H185V124L183 125ZM263 124V123H262ZM130 125V124H129ZM128 125V126H129ZM130 125V126H131ZM150 125L152 126V127H150ZM244 125H246V130L243 128L244 127ZM1 126V125H0ZM58 126V125H57ZM243 126V127H242ZM149 127V128H148ZM173 127V126H172ZM173 127V128H174ZM4 128V130H7L8 129V127H7V129H5ZM35 128V129H36ZM198 129H199V132H198ZM32 130V132L34 131L33 129H31ZM169 130H171V131H169ZM177 130H179V131H177ZM36 131H38L37 133H35ZM39 131H40V129H36L33 133L35 134H32V132H30L31 133V135L32 136H35L34 137V139L36 138V140H35V142L38 140V142L40 141H42L43 139H44V137L46 138V140H44L45 142H39L40 143V146H43V144L45 143L46 144V147H41L40 148V146H39V144H35V142L33 141V144L35 145L34 146V148L35 149H37L38 148V146H39V148H40V150L41 149H44V150H47V148H49L50 146H49V144H53V143H55V141L53 142V140H51L52 138H57V136H58V139H56V141H58L59 143H61L62 144V140H64L63 142H64V146H67V143H69V141H71L70 139L68 140V136H62L63 138H61L60 139V132L58 131H55L54 129H52L51 131H49L48 133L49 134H47L46 136H43L44 134L40 131V133H39ZM54 131V132H53ZM162 131V132H163ZM51 132H52V135H55V136H52V135H50L51 134ZM169 132V133H168ZM179 133V134H182V133ZM263 131L262 130H257V133H256V138H254V141L255 142H257V144H259V142L260 141H262V139H263V135H264V133H262ZM54 133V134H53ZM57 133V134H56ZM189 133V132H188ZM38 134V135H37ZM155 134V133H154ZM245 134L246 133H244L243 132V135L245 136ZM41 135H42V137L43 138H41ZM153 135V134H152ZM159 135V133L158 134H155V137H154V135L151 137V136H149V137H151L152 139H153V137H154V139L156 138V140H157V138L159 139L160 137V135L157 137V136ZM164 135V134H163ZM190 135V134H189ZM51 137V138H50ZM66 137V138H65ZM68 137V138H67ZM165 138H167L166 137V135L164 136ZM164 137H162V138H160V139H163ZM21 138H23L24 139V141H25V137L24 136H22ZM33 138V137H32ZM48 138V139H47ZM164 138V139H165ZM170 138V137H169ZM204 138V139H203ZM262 138V139H261ZM18 140V138H10V143L8 142L9 141V138H7L6 139V141H4V143L5 144H7V142H8V144L10 145V146H8L7 148H9V149H6V147L3 145V146H1V150H3V151H1L0 150V152H2L3 153V155L4 156H2V157H5L6 156V154H4V152H6L7 154L9 153V150L11 149V147H13L12 149H14V148H16V150H15V152H13V151H11L9 154L10 155H13V153H14V155H17L18 153H19V151H17L18 149L20 150H22V152H25V153H29L28 151H24V149H22L21 148V146L23 147V148H25V146H27V145H24V144H22L24 141L23 140H21L20 138V142H18V141H16L15 140V142H13L12 140ZM50 139V140H49ZM66 139H67V141H66ZM163 139V140H164ZM206 139V140H205ZM259 139V140H258ZM47 140L50 142V143H48L47 144ZM61 140V141H60ZM162 140V141H163ZM170 140H171V138H170ZM204 140V141H203ZM264 140V139H263ZM12 141V142H11ZM23 141V142H22ZM53 143H52V142ZM66 141V142H65ZM150 141H151V139H150ZM152 141H154V140H152ZM152 141L151 142H149V140H148V144H149V147H147L148 145H146L145 147H146V149H145V147H144V153L143 152H140L139 154V159H144L145 158V160L146 159H148L147 157H151V159H153L154 158V160L152 161L153 163H154V165H156V166H154L153 167V163L151 164V163H149L150 161V159H148V161L149 162H147L148 164H151V166H152V168L154 169V172H153V170H152V172L151 171H149L148 170V167L150 168L151 166L149 165V166H146L147 164H146V162H142V163H139V164H142L144 167H146L147 168V170L143 167V169L145 170V172L146 173H148V176H151V178H152V176L154 177L155 176V178L154 179H158L159 180V178H161V176L164 178V176H168V180L170 181V179L172 180H174V176H169V174H168V170H170V171H172L171 170V168H173L174 169V166L173 167H171V165H167L168 164V162H166L165 160L163 161L162 159L164 158L165 159V156L169 153L167 150V154L165 155V156H163V154H164V151H162L161 153H162V155H161V153H159L160 152V150L162 149V150H165V149H168L169 147L171 148V149H175V147L174 148H172L173 146H171V144H170V146L168 147L167 145L170 143L169 141H168V139L167 140H164V143H166V144H164L161 140H160V143L164 146V147H162V145H161V147L162 148H160V143L159 142H157V145H158V143H159V145L157 146V147H159V152L157 153L156 151L158 150V148L156 147V146H154L153 145V143H152ZM166 141H168V142H166ZM237 141H239V143L237 142ZM21 143L20 145H18V144H14V143ZM26 143H27V141H25ZM206 142V143H205ZM237 142V143H236ZM3 143V144H4ZM43 143V144H42ZM65 143H66V145H65ZM152 143V144H151ZM168 143V144H167ZM185 143H187V142H185ZM185 143L183 142V144L185 145ZM236 143V144H235ZM7 144V145H8ZM12 144H14L13 146H12ZM42 144V145H41ZM44 144V145H45ZM69 144H72V142H70ZM152 146H151V145ZM156 144V143H155ZM180 145H182V143L180 142L179 143ZM178 144V146H177V149H179L180 147V145ZM38 145V146H37ZM176 145H177V142H176ZM236 145H237V147H236ZM14 146H18V149H17V147H14ZM36 146H37V148H36ZM70 146V145H69ZM69 146H67L68 147V150H69V152H66V151H68L67 150V147L64 149L65 150V153H63L64 154V157L66 158V156H65V154L67 153H69V158L73 155L72 154V152H70V151H72L73 150V152L74 153H76L77 152V150H76V152H75V148L73 149V146L71 147L72 149L70 150L69 148ZM75 146V145H74ZM166 146L168 147V148H166ZM20 147V148H19ZM152 147H156L157 149H155L154 151L156 152V155H153V154H155V152L154 151H152ZM164 148V149H163ZM11 149V150H12ZM26 149V148H25ZM247 149V148H246ZM6 150H8V152L6 151ZM20 150V151H21ZM38 150V149H37ZM34 151V152H36V157H37V155L38 154H40V152L42 151H40V150H38L39 151V153H38V151ZM147 150V151H146ZM151 151L153 152V153H151ZM16 152H17V154H16ZM34 152L33 153H30V154H34ZM147 152H149V153H151V154H148ZM238 152V153H237ZM242 152V153H243ZM2 153H0V157H1V155H2ZM12 153V154H11ZM24 153V154H25ZM38 153V154H37ZM171 153V152H170ZM237 153V154H236ZM9 154H8V156H9ZM20 154V153H19ZM18 154V155H19ZM72 154V155H71ZM142 154H143V157H142ZM158 154V155H157ZM160 154V155H159ZM21 155H23L22 153H21ZM75 155H78L77 153L76 154H74V157L72 156L71 158H75L76 156ZM146 155H147V157H146ZM168 155H171V157H173V154L171 153V154H168ZM167 155V156H168ZM210 155V156H209ZM68 156H67V159H68ZM153 156V157H152ZM160 156V159H161V156H162V161H160V159L158 158ZM166 156V159H171V157L170 156H168L167 157ZM2 157L0 158V159H2ZM20 157H22V156H20ZM33 157H34V155H33ZM35 157V158H36ZM141 157V158H140ZM238 157V158H237ZM18 157L16 156V159H17ZM22 159V158H21ZM21 159H19V161L21 162H19L18 160V164H20V165H18V167H16V168H19V166L22 168V169H24L25 168V164L26 163H28V164H26L27 166V168H28V166H30L29 164L31 163V164H33V161H31L30 160V158H26L25 160L26 161H28V162H25V160H24V163L25 164H23L22 162H23V160L21 161ZM28 159V160H27ZM77 158H75L74 160H75V162L77 161L76 160ZM157 159H158V161H157ZM31 162H30V161ZM74 160H72V161H74ZM172 160H174V157L172 158ZM252 160H253V156H252V153H250V154H247L246 155V157H245V159H243V161L245 162V163H251L252 162ZM0 161H2V160H0ZM66 161H68V160H66ZM70 159H69V162H72ZM140 161V160H139ZM175 161V160H174ZM179 161H181V160H178L177 162H179ZM103 162L105 163V161L103 160ZM159 162V163H158ZM164 163L165 162V164H161V163ZM78 164H79V162H77ZM167 163V164H166ZM170 164L172 163V161H170L169 162ZM174 163V162H173ZM172 163V164H173ZM176 163V162H175ZM173 164V165H176V164ZM180 163V162H179ZM2 165H3V163H1ZM0 164V166H2ZM74 164H76V163H74ZM74 164H70L69 166H71L72 165V167H69L67 170H66V174H65V176H66V179H65V176H63L64 174L63 173H65L64 171H63V173L62 174H60V175H62V176H60V178L62 179L63 178V180L65 179V181H67V182H65V186H67L66 187V189H67V193L68 192H71V189L73 190L74 189V187H76L77 185H78V182H79V185H80V180H76V178H77V176L79 175L80 177H82V175H83V173H85L84 171H82V166H80V164L78 165L77 164V167L74 165ZM103 164V163H102ZM106 165H104V166H107V163H105ZM236 164V165H235ZM160 165H164L163 167L162 166H160ZM166 165V166H165ZM22 166H24V168L22 167ZM101 166V167H100ZM99 167H98V169L99 168H102V165H100ZM103 166V168L102 169H104V170H110V169H108L107 167L105 168ZM139 166L140 165H138V168H139ZM163 168V171L165 172H167V174L166 173H162V169L160 168ZM168 166V167H167ZM75 167V168H74ZM81 168V172H83L82 173V175H80L81 174V172L79 171L80 170V168ZM94 167V166H93ZM142 167H140V170H142L141 171V173L140 174H143L142 176H145V172L143 171V169H142ZM166 167V168H165ZM27 168L25 169L26 171H27ZM77 168V170H78V168H79V170L78 171H75V169ZM92 168V167H91ZM95 169H96V171L98 170L97 169V167H94ZM93 168V169H94ZM151 168V169H152ZM159 168H160V170H161V172H160V170H159ZM168 169V168H170V169H168V170H165V169ZM29 169V168H28ZM95 169L92 171L93 172V174H91V176L93 175V177H94V175H95ZM102 169H99V171H101L100 173H102V174H100L99 173V175H98V171L96 172L97 174V176H98V178H99V176L101 175H103V173L105 172L106 173V171H104V172H102ZM150 169V170H151ZM235 169V170H234ZM0 170H2V168L0 167ZM19 170V169H18ZM83 170H85V168L83 169ZM237 170V171H236ZM21 171H23V172H25L24 170H19V172H21ZM156 171V172H155ZM76 172H78V175H77V173ZM111 172V171H110ZM149 172H151V173H154L153 175H151V173H150V175H149ZM104 173V174H105ZM169 173H171V172H169ZM40 173H38V175L36 176V177H38L37 178V180H38V182L37 183H39V181L41 180L40 178H42L43 180H41L42 182H45L44 181V177L45 176H47V174L45 175L44 173H42L41 175H39ZM76 174V175H75ZM106 174H108V172L106 173ZM105 174V175H106ZM166 174V175H165ZM244 174H248V176H245ZM74 175H75V181H76V183L73 181V179H74ZM109 175V174H108ZM111 175H112V172H111ZM147 175V174H146ZM161 175V176H160ZM171 175V174H170ZM39 176H41L40 178H39ZM42 176H44V177H42ZM59 176V175H58ZM84 176V175H83ZM90 176V177H91ZM181 176V175H180ZM245 176V177H244ZM47 177H50V176H47ZM93 177H91V178H93ZM170 177H172V178H170ZM181 177H183V176H181ZM180 177V178H181ZM79 178V177H78ZM77 178V179H78ZM96 176H95V183H96V185L98 186V187H100L98 184H100L102 181V183H104L102 186L103 187H105L103 190H102V186L98 189V191L100 192V194L102 193V195L104 194V195H106V193H104L105 191H107V190H109L110 192H108V193H110L111 194V196H112V192H111V190L109 189L110 187V185H108V189L106 188V183H111L110 181H108L109 179H107L108 177H107V175L103 178V176L102 177H100L101 179H99L101 182L100 183H98L97 184V180H98V178H97V180H96ZM106 178V180L108 181H106V183H105V181L103 180V179H105ZM110 178V180H111V178H112V176H110L109 177ZM163 178H161L159 181L158 180H154L155 182H157L159 185H160V181H162L161 182V186H162V184H164L163 182L165 181V178H164V180H163ZM40 179V180H39ZM47 179V178H46ZM81 179V178H80ZM82 179H84V181L82 180ZM82 179H81V183H83V182H87L86 181V179H85V177H82ZM90 179V178H89ZM89 179L87 178V180L89 181ZM166 179V181H167V183H169V185H171V181L170 182H168V180ZM98 180V181H99ZM173 180H172V182H173ZM40 181V182H41ZM83 181V182H82ZM166 181H165V185H167V183H166ZM91 180H90V186H91ZM68 183V185H66ZM72 183L75 185L76 184V186H74V185H72ZM95 183L94 184H92V186H95V187H93L92 188V186L90 187L88 184H86L85 185V183H83L84 185H80V187L79 188H77L76 189V191H79L78 193L75 191V195H77V197L75 196L74 198H79L78 197V194H80L81 193V191H82V193H83V189H82V187L83 186H85V187H83V188H86L85 190H87L89 193L88 194H90V195H92V193L94 192V193H97L96 195H92V197H94V198H96V200L98 199L99 201H102V200H107V199H99V198H97L98 197V193L99 192H97V190L95 189V188H98L96 185H95ZM112 183H113V180H112ZM112 183H111V185H112ZM244 183H245V185H244ZM40 185H43V186H45V188H46V185H44V184H42V183H39ZM173 184V183H172ZM78 185V186H79ZM165 185H163L162 187H164ZM65 186H63L62 187V190L63 189H65ZM74 186V187H73ZM77 186V187H78ZM82 186V187H81ZM87 186L89 187V188H92V189H89L88 190V188H87ZM168 186V185H167ZM173 186V185H172ZM192 186V187H191ZM254 186H256V185H254ZM52 186L51 185H49V188H51ZM54 187V186H53ZM257 187V186H256ZM44 187H43V189H45ZM55 188V187H54ZM53 188V189H54ZM165 188V187H164ZM167 188V187H166ZM52 189V188H51ZM51 189H50V191H51ZM65 189V190H66ZM69 189V190H68ZM81 191H80V190ZM111 189H112V186H111ZM171 189H173V188H171ZM171 189L169 188L168 190H170L171 191ZM46 190V189H45ZM64 190V191H65ZM84 190V191H85ZM91 190H93V192L91 193ZM94 190H96V192L94 191ZM100 190H102V191H100ZM167 190V191H168ZM188 190H190V191H188ZM196 190V189H195ZM47 191H48V187H47ZM55 191V189L53 190V192ZM4 192V191H3ZM3 192H0V195H2V193ZM41 192H42V190H41ZM66 192H64V193H66ZM172 192V191H171ZM171 192H168L169 194H171ZM5 193V192H4ZM10 193V192H9ZM47 193V192H46ZM46 193H42V194H46ZM63 193V194H64ZM72 193L74 194V190L72 191ZM71 193V194H72ZM84 193H86V191L84 192ZM84 193L83 194H80V195H84ZM107 193V194H108ZM12 194H14V193H12ZM10 195V197H12V198H14L15 197V194H14V196L13 195ZM72 194V195H73ZM87 194V193H86ZM4 195H6V194H4ZM7 195H8V192H7ZM6 195V197H5V199H4V196H2L1 198H3V200H7V202L9 201V199H11L10 197H9V195L7 196ZM65 195V194H64ZM66 195H70V194H66ZM71 195V197H72V199H73V201H70V196L69 197H67V196H64L63 198L65 199V202L63 201V200H61V199H63V198H60L59 200H60V202L61 201H63L64 203H62V204H68L69 203V201L71 202V204L67 207V206H65V205H63L62 206V208L63 209H65V208H67L65 211H64V214L66 213V211H67V213H66V215H68V213L70 214V217H69V219L70 220H73V219H75V218H77V217H79L80 218V215H82L81 217L83 218L84 216L83 215H86L85 213L86 212H84V214L81 212V211H79V210H81L83 207H85L84 209H88V207L87 206H89L90 207V204H93V201H95V199L94 198H92L90 195H88V196H90V197H88L87 195L85 196V197H88L87 199H84V196L82 197V196H80L81 198L78 200V199H74L73 198V196ZM102 195H101V198H103V197H105L104 195H103V197H102ZM197 196V197H196ZM7 197H9L8 199H6ZM31 197V196H30ZM29 196L27 197V199L28 198H30ZM194 198V200L197 198V199H199L202 203H201V205H200V201L199 200H195V201H198L196 204L195 203H193V198ZM196 197V198H195ZM199 197V198H198ZM250 197V196H249ZM89 198H91L90 200L91 201H89V202H86V200L88 201V199ZM106 198H109V202L107 201V203L106 204H110L111 206H109V204H108V207L109 208H107V206L105 207V206H103V203H104V201L102 202V204H101V202H100V204L102 205V207L104 208H107L106 209V211H105V209H101V210H104L105 212H107V215H108V213L109 212H111V210L109 211V209H111L110 207H112V197L110 198L109 197V194H108V196L106 197ZM184 198V199H183ZM14 199H16V197L14 198ZM69 200V201H66V200ZM71 199V200H72ZM82 199V203H83V200H85L84 201V203H86V206L84 205H82L81 204V202H80V200ZM94 199V200H93ZM183 199V200H182ZM2 200V199H1ZM0 201V203H6L7 205L10 203V201L7 203L6 201ZM32 200V199H31ZM31 200H28V202H25V203H29V205H30V203H32L31 202ZM49 200H51V199H49ZM48 200V202H50ZM58 200V201H59ZM75 200V201H74ZM79 201L80 202V204H79V202H78V204H77V202L76 201ZM93 200V201H92ZM110 200H111V202H110ZM33 201V200H32ZM52 201H54V200H51V203H52ZM98 201V202H99ZM187 201L189 202L188 203V205H189V207H187ZM192 201V202H191ZM237 201V202H236ZM11 202H13V199H12V201ZM47 202V201H46ZM46 202L45 203H43V205L44 204H46ZM57 200L55 201V202H53V203H55L56 205H57ZM60 202H58V203H60ZM66 202H68V203H66ZM74 202V204H72ZM92 202V203H91ZM89 203V204H88ZM97 203V202H96ZM95 203V204H96ZM179 203H181L180 205H179ZM185 203H186V205H185ZM191 203V204H190ZM215 203V204H214ZM12 204V203H11ZM62 204H59L60 206L62 205ZM88 204V205H87ZM94 204V205H95ZM98 204V203H97ZM177 204V203H176ZM4 205V204H3ZM28 205V206H29ZM51 205V204H50ZM49 204H47L45 207L44 206H42V207H44V209L46 210V211H51L52 212V214H54L55 213V215L57 214L56 212H57V210H59V207H57L56 206V208H58L57 210H56V208H55V210H52V208L54 207L53 205L51 206V207H49L50 206ZM58 205V206H59ZM79 205H82V207H81V209H80V206ZM92 206V207H94V209L92 208V207H90L91 208V210H89L88 209V211H87V215L85 216L86 218H87V216L89 215V211H92V209L94 210V213L97 211L98 213H100L101 215H104V214H102L104 211H98L97 209L100 207L101 208V205L96 209V207H97V205H96V207L95 206ZM184 205V207L185 208H191V206H193L194 205V207H192L190 210L188 209V211H187V209H184V207H182ZM197 205H199L198 207H197ZM25 206L27 207V205L25 204ZM47 206L49 207V208H47ZM65 206V207H64ZM177 207L178 209L176 210V208L174 209V207ZM236 206H238V207H236ZM32 207V206H31ZM87 207V208H86ZM28 209H26V208H24L25 209V211H28V210H31V208L29 209V207H27ZM48 210H47V209ZM51 208V209H50ZM238 208V209H237ZM84 209H82V210H84ZM95 209H96V211H95ZM193 209V210H192ZM203 209V210H202ZM109 212H108V211ZM236 210H237V212H236ZM54 211V212H53ZM195 212V213H193V212ZM239 211V212H238ZM29 213H28V215H30V212L32 213V211H28ZM51 212L48 214L49 215V217L52 215L51 214ZM62 211H58V213H60V216H63V213H61ZM80 212H81V214H80ZM27 213V212H26ZM92 213L93 212H91L90 213V216L92 215ZM94 213H93V215H94ZM98 213L97 214H95V215H97V216H95L94 215V222L93 221H88L89 220V216H88V218H87V221L88 222H90V225H89V227L91 226V228H93V226L94 225H96L97 223V225L94 227L95 228V231H93L92 229H88V226H86L87 227V229H86V227L85 226H83L82 225V228L84 229V231L85 230H87L86 231V233H83V235L85 236V238L84 239H86L87 240V238H89L90 236H91V239L93 238V237H95L96 235H94V234H96L95 232L97 231V229L98 230H100L99 232L97 231V233H98V235L96 236L97 238H99V241H97V242H95V244L97 243V244H99L98 242H102L99 246L96 244V246H94V245H92L93 243H94V241L93 240H97V238H93V240H91V241H93L92 242V244H90V238L86 241V240H84L83 238V240L85 241V243H83V244H81V247H79L80 249L79 250H81V252H82V250L85 248L84 246H86V247H88L89 246V248H90V246H94L95 248H98V247H100L101 248V246L103 245H108L107 247H108V249H106V250H108V251H112V252H116L115 250V247H117L116 246V240H117V237H118V233L116 232V234H115V232L113 231L112 233H111V231L113 230V229H110V228H108V227H110V226H108V227H106V228H104L105 226H106V224L108 225V221H110V219H111V217H109V216H107L106 215V218H107V220L108 221H106V219H105V217L103 216V220H104V223H105V226H104V223H103V225H102V222H101V220H102V216L100 215V218H101V220L99 221V218L98 219H96L97 217H99L98 216ZM112 213V212H111ZM238 213V214H237ZM78 214H80L79 216H78ZM106 214V213H105ZM234 214H236V215H234ZM11 215H13V214H11ZM27 215V214H26ZM59 215V214H58ZM57 215V216H58ZM66 215H64L63 217H61L60 219H58V220H56L55 218H59V216L58 217H56L55 216V218L54 217H52L51 216V218H53V219H55V222H59L60 221V223H63L64 224V222L62 221V218H63V220L65 221V219H67V216ZM76 215H77V217H76ZM93 215L91 216V218L93 217ZM8 216H10V215H6V217H8ZM110 216H111V214H110ZM238 218H237V217ZM11 218L9 219V220H11L12 221V223L14 224V220H12V218L14 217H12V216H10ZM24 217V216H23ZM48 217V218H49ZM108 217L110 218V219H108ZM234 217H236V218H234ZM9 218V217H8ZM8 218H5L7 221H8ZM65 218V219H64ZM91 218H90V220H91ZM50 220V219H46V220H48V221H46V224L45 225H47V227L48 226H53V225H55V223H54V220ZM78 219V218H77ZM77 219H75V220H77ZM85 219V218H84ZM84 219H82V220H84ZM93 219V218H92ZM238 219V220H237ZM49 220L50 221H53V222H50V223H53V224H50V223H47V222H49ZM68 220V219H67ZM66 220V221H67ZM70 220L68 221V222H65V230L63 231V232H65L66 231V229H69L68 227H75V226H73V225H75V224H73L74 222H76V227L77 228H79V226H81L80 224H82L83 222H81V218H80V220H77V221H71L70 222ZM6 221V222H7ZM11 221H8L6 224V226H7V228H9L8 230H7V228H6V230H3V231H6V233L5 232H3L2 234H1V236H0V242H2V241H6V239L8 240V239H10V232H8L9 230H10V226H12L11 224ZM62 221V222H61ZM79 221V226H78V224H77V222ZM100 223H99V222ZM70 222V223H69ZM81 222V223H80ZM97 222V223H96ZM11 223V224H10ZM45 223V222H44ZM58 224L57 223V225L58 226H53L54 227V229L55 230H57L58 228H60V231L59 232H62V228H63V226L61 227V224ZM66 223H69L68 225H70L71 223H72V225H70V226H68ZM84 223H87V222H84ZM91 223H93V224H91ZM8 224L10 225V226H8ZM50 224V225H49ZM99 224H101L102 226H104L103 228H97L98 226H99ZM60 225V226H59ZM85 225V224H84ZM87 225V224H86ZM101 225H100V227H101ZM110 225V224H109ZM68 226V227H67ZM52 227V228H53ZM57 229H56V228ZM13 228V227H12ZM50 228V227H49ZM97 228V229H96ZM73 229V230H72ZM72 229H70L71 230V232L69 231V230H67V231H69L68 233H69V235H70V237H71V235H72V237L71 238H73L74 240H75V234H73L74 233V231H75V229L76 228H72ZM103 229V231L101 232V230ZM104 229H106L108 232H106ZM240 229H243V231L240 233V234H242V235H238L239 234V230ZM89 231H91V232H89ZM158 232H157V238L159 237V233L160 232H162V227H160L159 228V230H157ZM210 231V232H209ZM62 232V233H63ZM111 233V234H107V236H105V234H103V233ZM90 233V236L89 237H87L88 236V234ZM8 234V235H7ZM100 234H103V236L102 235H100ZM100 235V237H98ZM110 235H113L114 237L116 236V239L114 238V239H112V237H109ZM69 237V238H70ZM83 237V236H82ZM87 237V238H86ZM67 239V241H69L70 239ZM5 239V240H4ZM49 239V238H48ZM47 239V240H48ZM73 239H71V240H73ZM63 240H65V239H63ZM49 241V240H48ZM46 242L45 243V245L44 246H47L46 248H48L49 246L50 247H52L51 246V239H50V242ZM83 241V242H84ZM90 241V242H89ZM64 242V241H63ZM63 242H61L62 244H64ZM69 242H72V241H69ZM82 242V241H81ZM89 243L90 245H88L87 246V243ZM50 243V244H49ZM61 243H59V244H61ZM66 244L67 245H69V244H71V243H65L64 245L66 246ZM64 245H63V249L61 248V247H58V249L59 248H61V249H59V251L57 250V246H60V245H57L56 244V247L55 248H50L49 247V249H56L55 250V253H56V255H58V256H64L65 254H67L66 252L68 251L67 249H69V250H71L70 248H71V245H69L70 246V248H69V246H66V247H68V248H66L65 250H66V252L64 253V254H62V255H59L61 252L63 253V251H65L64 250ZM82 245H84V246H82ZM115 245V246H114ZM103 246H102V248H103ZM110 246V247H109ZM114 247V248H112L111 250H109L111 247ZM82 247H84V248H82ZM94 247H92V248H90V249H88V248H85V250H84V252H82L80 255H78L80 252H76V253H78L77 254V256H76V262H78V259L79 258H82V257H84L85 255L87 256H89V253H90V255H91V251L93 250V253L95 252L96 253V251H97V249H96V251L94 250ZM45 248V247H44ZM45 248V249H46ZM100 248H98V251L101 253V251L100 250H102V249H100ZM106 247L104 246V249H105ZM210 248V249H209ZM100 249V250H99ZM120 249H122V250H125V249H127V247H126V245H124V246H122ZM60 250H61V252H60ZM90 252H89V251ZM78 251V250H77ZM85 251H87V253L88 254H86V252ZM103 252V251H102ZM104 252H106L105 250H104ZM54 253V254H55ZM84 253V254H83ZM98 253V252H97ZM83 254V255H82ZM85 256V257H86ZM43 259L42 260H40V261H37L35 264H43ZM65 263H63V264H69V262L68 261H64ZM58 264H61V263H58Z\"/></svg>",
  "mask_w": 264,
  "mask_h": 264
},
{
  "label": "clouds",
  "instance_id": "obj_3",
  "mask_svg": "<svg viewBox=\"0 0 264 264\" xmlns=\"http://www.w3.org/2000/svg\"><path fill=\"white\" fill-rule=\"evenodd\" d=\"M52 31L38 60L21 61L8 76L19 106L39 110L112 172L110 228L126 237L158 230L171 220V196L142 176L139 154L128 137L122 102L137 90L134 20L140 0H99L98 12L76 13L62 3L38 4ZM77 264H158L138 246L94 253Z\"/></svg>",
  "mask_w": 264,
  "mask_h": 264
},
{
  "label": "water",
  "instance_id": "obj_4",
  "mask_svg": "<svg viewBox=\"0 0 264 264\" xmlns=\"http://www.w3.org/2000/svg\"><path fill=\"white\" fill-rule=\"evenodd\" d=\"M216 114H219V113H216Z\"/></svg>",
  "mask_w": 264,
  "mask_h": 264
}]
</instances>
